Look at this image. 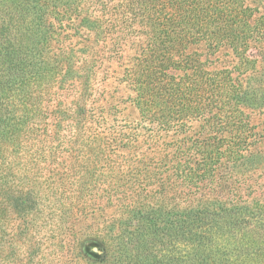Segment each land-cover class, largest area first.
<instances>
[{
	"label": "rangeland",
	"instance_id": "374dc122",
	"mask_svg": "<svg viewBox=\"0 0 264 264\" xmlns=\"http://www.w3.org/2000/svg\"><path fill=\"white\" fill-rule=\"evenodd\" d=\"M34 1L0 0V264H190L198 254L170 238L159 240L143 262L136 250L120 249L127 234L120 232L132 206L177 211L214 199L233 210V219L222 221L229 263L264 264V39L256 68L242 76L253 143L240 160H222L216 175L191 185L177 175L179 162L198 167L203 154L194 141L226 131L195 116L166 127L142 125L123 80L130 42L115 52L108 24L98 26L103 37L97 39L84 22L109 19L110 12L103 14L96 0ZM247 1L264 13V0ZM37 8L41 22L32 19ZM54 10L64 21L53 28ZM36 23L51 39L40 52L27 46ZM12 52L48 64L40 68L51 79L35 72L26 86L4 84L2 63ZM219 55L231 64L226 48ZM145 194L157 195L141 200ZM16 196L31 199L26 209L17 210Z\"/></svg>",
	"mask_w": 264,
	"mask_h": 264
},
{
	"label": "trees",
	"instance_id": "16d2710c",
	"mask_svg": "<svg viewBox=\"0 0 264 264\" xmlns=\"http://www.w3.org/2000/svg\"><path fill=\"white\" fill-rule=\"evenodd\" d=\"M46 1L47 6L51 4L50 0ZM96 1L103 14L110 12V18L104 20L102 16L84 22L90 32L95 29L97 39L103 37L98 26L108 24L107 31L116 33L115 52L130 42L133 53L123 80L133 89L140 123L166 127L176 118L195 116L207 122L212 120L213 127L226 131L227 136H216L213 141L196 139L194 146L200 149L203 161L198 167L190 160L179 162L177 175L196 185L216 175V167L222 160L234 164L245 156V150L250 149L254 140L249 116L242 108L249 99L242 76L258 63L257 47L264 39V13L258 15L260 8L247 0ZM79 9L77 6L73 11ZM37 10L33 13L38 18L32 19L41 22L39 18L43 14ZM63 14L58 10L53 12L55 21L50 22L51 27L63 23L60 18ZM34 26L29 27L27 46H31L30 51L40 52L51 39L42 25ZM223 48L232 56L231 64L221 61L219 52ZM3 63L1 81L4 84L26 86L28 77H34L35 72H40L42 80L51 79L43 76L40 68L46 69L49 65L31 62L28 54L26 57L13 52L5 54ZM31 67L35 70L28 75ZM128 135L129 139L138 138L135 129ZM153 195L157 194L139 198ZM14 200L20 211L26 209L24 204L31 199L16 196ZM218 202V199L203 201L200 206L177 211L152 205V209L145 211L141 206H132L127 225L120 232L127 234L122 236L119 247L123 252L136 250L145 262L147 253L159 240L170 238L188 244L198 254L196 258H189L194 261L190 264H228L231 256L227 255L229 248L222 237L226 219H233V210L222 209ZM234 219L239 221L237 216ZM148 264L160 263L149 260Z\"/></svg>",
	"mask_w": 264,
	"mask_h": 264
}]
</instances>
